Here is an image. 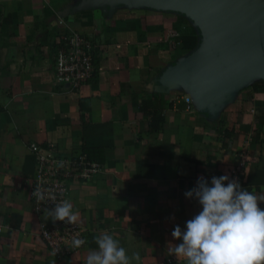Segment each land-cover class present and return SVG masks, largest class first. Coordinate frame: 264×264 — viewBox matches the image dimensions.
<instances>
[{
  "label": "crops",
  "instance_id": "obj_1",
  "mask_svg": "<svg viewBox=\"0 0 264 264\" xmlns=\"http://www.w3.org/2000/svg\"><path fill=\"white\" fill-rule=\"evenodd\" d=\"M82 2L0 0V264H84L104 233L129 257L140 254L131 264H185L167 249L181 242L174 227L201 210L184 195L198 178L228 175L264 196V79L205 111L189 88L167 79L203 45L192 17L127 5L79 9ZM71 31L97 46L96 74L75 92L55 84L53 69L59 38ZM33 143L103 166L72 186L88 245L63 261L40 233L51 218L31 201Z\"/></svg>",
  "mask_w": 264,
  "mask_h": 264
},
{
  "label": "clouds",
  "instance_id": "obj_2",
  "mask_svg": "<svg viewBox=\"0 0 264 264\" xmlns=\"http://www.w3.org/2000/svg\"><path fill=\"white\" fill-rule=\"evenodd\" d=\"M33 194L39 201L46 198L39 189ZM184 195L196 199L201 210L183 228L174 227L171 235L181 242L169 243L168 255L182 258L185 264H264V208L259 206L264 196L243 188L238 179L228 175L212 176L210 182L200 177ZM47 196L56 199L50 191ZM78 216L66 199L46 210L45 219L71 224ZM84 242L74 238L72 247L79 248ZM95 243L97 248L89 251L84 264H131L132 259L140 260L139 253L129 257L114 234L99 235Z\"/></svg>",
  "mask_w": 264,
  "mask_h": 264
},
{
  "label": "water",
  "instance_id": "obj_3",
  "mask_svg": "<svg viewBox=\"0 0 264 264\" xmlns=\"http://www.w3.org/2000/svg\"><path fill=\"white\" fill-rule=\"evenodd\" d=\"M147 7L192 17L202 47L167 73L189 88L205 111L232 100L249 83L264 79V0H83L79 9Z\"/></svg>",
  "mask_w": 264,
  "mask_h": 264
},
{
  "label": "built area",
  "instance_id": "obj_4",
  "mask_svg": "<svg viewBox=\"0 0 264 264\" xmlns=\"http://www.w3.org/2000/svg\"><path fill=\"white\" fill-rule=\"evenodd\" d=\"M96 49L95 42L79 32L71 31L60 36L53 64L55 84L68 92H75L90 83L97 71L94 62ZM190 101V98H186L187 103ZM30 151L36 166L30 196L36 214L41 217L46 215V210L54 208L56 203L66 199L70 201L74 183L88 182L103 169L100 163L85 155H62L52 145L33 143ZM239 171L235 169L231 173L237 176ZM35 189L45 193V200L39 201L36 198L33 194ZM49 191L55 195V201L47 196ZM40 233L58 261L81 252L88 245V230L76 222L70 224L66 221L53 223L42 220ZM74 238H81L85 242L79 248H73Z\"/></svg>",
  "mask_w": 264,
  "mask_h": 264
},
{
  "label": "rangeland",
  "instance_id": "obj_5",
  "mask_svg": "<svg viewBox=\"0 0 264 264\" xmlns=\"http://www.w3.org/2000/svg\"><path fill=\"white\" fill-rule=\"evenodd\" d=\"M4 44H5V41L2 38V35H0V60H2V58H4V51H3V47H2Z\"/></svg>",
  "mask_w": 264,
  "mask_h": 264
},
{
  "label": "trees",
  "instance_id": "obj_6",
  "mask_svg": "<svg viewBox=\"0 0 264 264\" xmlns=\"http://www.w3.org/2000/svg\"><path fill=\"white\" fill-rule=\"evenodd\" d=\"M0 9H1V8H0ZM1 25H2V10H0V27H1ZM142 109L144 110V112H145L146 114H148V113H147V107H146L145 103H144V107H142Z\"/></svg>",
  "mask_w": 264,
  "mask_h": 264
}]
</instances>
